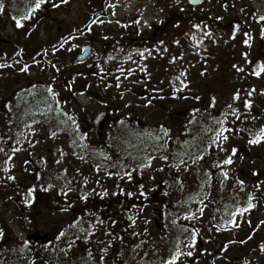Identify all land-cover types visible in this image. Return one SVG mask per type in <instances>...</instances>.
<instances>
[{"label": "rangeland", "instance_id": "1", "mask_svg": "<svg viewBox=\"0 0 264 264\" xmlns=\"http://www.w3.org/2000/svg\"><path fill=\"white\" fill-rule=\"evenodd\" d=\"M0 2L4 5L0 10V59L13 61L0 69V149H4L0 154V181L7 150L13 151L11 164L17 173L15 182L19 181L8 190L10 194L0 187V261L6 260L3 254L14 246L15 257L4 264H70L77 260L78 264H103L109 222L102 213L89 222V231L85 230L86 244L95 249L92 253H82L83 244L77 247L80 240L72 239L83 233L77 231L84 226L77 207L82 210L86 206L80 189L99 193L101 198L93 199L92 205L105 207L118 191L133 183L139 185L138 190L148 189L144 200H154L159 184L174 180L184 185L194 204L177 212L186 216L184 223L190 226L193 218H188L189 213L198 217L200 206L208 204L206 221L202 217L201 224L193 222L197 228H203L205 222L201 232L205 248L202 256L192 255L189 262L264 264V200L248 208L256 186L264 183V140L248 143L264 126V73L259 77L251 74L257 64H264V23L256 20L264 16V0H206L196 9L186 0H47L30 19L22 21V27H16L13 18L27 14L35 0ZM87 45L93 46L94 54L80 64L77 58ZM120 50L142 52L143 56L135 57L132 69L123 66V73L129 75L116 80L104 71L110 70L111 59L101 57L117 56ZM40 55L43 59L35 61ZM25 65L28 71H21ZM49 87L55 97L47 91ZM237 93L239 99H234ZM41 95L49 105L39 107L38 113L58 110L63 117L64 113L71 116L75 124L69 120L72 127L51 131L35 120L27 121L29 101ZM245 101H251L250 109L244 107ZM102 112H108L110 120L103 131L97 132L93 122ZM213 118L223 120L224 127L232 130L225 133L227 141L219 142L224 151L208 147L214 137L209 129L219 127ZM52 125L56 126L54 122ZM162 125L171 139L166 148H159L164 141L151 137L152 149L147 156L155 159L150 167L140 168L142 177L129 180L124 175L106 174L110 173L109 166L116 164L115 158L117 163L123 161L118 154L126 151L130 144L127 137L133 129L139 127L146 134L163 136ZM183 125L193 136L180 138ZM201 153L204 159L193 163V157ZM163 155L169 157L167 161L161 159ZM230 155L232 163L223 164ZM148 157L141 163L148 164ZM181 158L187 162V170L183 165L175 167ZM125 161H129L126 154ZM55 193L59 199L45 206V197ZM78 194L81 199L75 197ZM26 198L31 203H25ZM216 200L224 206L232 205L229 222L218 224ZM48 207L54 211H48ZM252 220L261 226L263 237L244 244V233ZM74 223L76 226L70 227ZM57 224L64 235L57 239L60 233H50L52 243L47 248L38 245L40 255L32 252L26 234L34 230L49 232ZM174 224V232L165 226L155 230L154 238L166 240L173 232V238L180 240L184 235L176 233L177 222ZM240 240H244L242 244ZM178 242L173 241L171 248L162 246L160 263L170 259ZM179 245L185 253L183 244ZM149 256L148 261L143 256L144 261L152 264ZM185 256L177 264L184 262Z\"/></svg>", "mask_w": 264, "mask_h": 264}, {"label": "flooded vegetation", "instance_id": "2", "mask_svg": "<svg viewBox=\"0 0 264 264\" xmlns=\"http://www.w3.org/2000/svg\"><path fill=\"white\" fill-rule=\"evenodd\" d=\"M206 2V0H205ZM205 4V3H204ZM202 7V6H200ZM200 7H192L193 9L200 8ZM158 30V29H156ZM264 48V41L261 42ZM264 50V49H262ZM256 63V61H255ZM126 182V180H124ZM143 185V184H142ZM139 185L132 184L126 189H121L123 190L121 192L118 191L115 196L110 198V201L105 203V207L97 206L94 205L91 207V205H88L87 207L83 208L80 210L78 207L77 213H81L82 217H79L82 221L81 223L84 226L78 227L77 230L80 232L83 230V235L84 237L81 238L79 242L76 243L77 247L81 244L83 246L80 248L82 253H92L93 250L92 247L88 246L86 243V233L85 230L89 231L88 228V220H92L97 216H101L100 213L103 214L105 217L106 221H108V225L106 226V233H107V240L105 241V246L103 247L104 249H107L105 251V257L103 258V264H150L148 262L144 261V255H150L154 256L157 255L161 252V248L167 247L170 244V241L172 240L173 242V234L174 229H175V224L173 221L177 222V231L176 233L184 235L180 240L179 244H183L185 248V253L188 251L192 252V255L196 256H202V253L205 248V244L202 238L201 232H203L204 227H205V222L203 223V228L199 225L197 228L194 221H200L203 222V218H205L206 221V216L205 210L207 209V205H203V213L198 216L193 218L192 224L190 226L188 223H184V218L186 216H181L179 212L180 208L175 209L176 206L174 204H181L182 207L186 206H192L194 207L193 202H190L187 204L184 200L181 199H157V196H165V195H170L174 197L176 194L175 192H171L172 189H177V188H184V185L179 184L178 182H171L167 184L160 183L159 184V189L156 194L153 195L156 196L154 200H144L143 196L148 192L147 188H143L138 190ZM264 187V185H263ZM170 189V192H167L166 190ZM258 190H263L260 187ZM131 192L132 195L129 196L128 193ZM179 194V193H177ZM219 196V195H217ZM260 196L264 198V193H258L257 195L254 194V197ZM46 201V205L50 203L49 199H44ZM170 203L174 207L169 208V207H157L155 205L157 204H164V203ZM183 203V204H182ZM42 206V205H41ZM44 206V207H45ZM51 206V205H49ZM220 204H218V200H216V206H215V216L217 215L220 209ZM201 208V206H200ZM48 211H54L50 207L47 208ZM150 212L151 214H145L144 212ZM177 211V212H176ZM167 212H170L167 214ZM177 214H176V213ZM80 216V215H78ZM129 217H132L130 220ZM105 221V222H106ZM115 221V223H113ZM253 223V227H256V222L255 220L250 221ZM166 228L172 229V236L166 237V240H163L160 238V241L156 240L154 238L155 230L160 229V228ZM60 225L57 224L53 229H49L50 231L48 232L47 230L37 232L36 230L31 231L26 234V239L28 241L29 247H31L32 252H36L38 255L41 254L40 251H37L38 248L37 246L40 245V247H46L52 243L53 239L50 233H53L55 236L60 233ZM187 229V230H185ZM138 233L139 235H133V233ZM186 233H190L186 235ZM193 234L198 235L197 237L193 238ZM41 235L44 240L43 243L41 244L40 241L37 240V236ZM34 242V243H32ZM85 242V243H84ZM171 242V243H172ZM178 244V245H179ZM58 246V244H56ZM180 247V245H179ZM35 253V254H36ZM129 255L131 257L127 258ZM191 255V256H192ZM93 256H89L87 260H90V258ZM191 256H185L184 262L180 260L178 264H197V262L190 261ZM152 264H163L160 262H154L152 259H150ZM75 262H80V260H77Z\"/></svg>", "mask_w": 264, "mask_h": 264}, {"label": "trees", "instance_id": "3", "mask_svg": "<svg viewBox=\"0 0 264 264\" xmlns=\"http://www.w3.org/2000/svg\"><path fill=\"white\" fill-rule=\"evenodd\" d=\"M141 53L137 52V51H134L133 54L132 53L128 54V53H126V51L124 53H122V51L120 50L119 53L117 54V56H114V54H113V55H109L108 57H105V56L101 57L102 59L110 58L111 61L116 65L115 66L111 62V64L109 65L110 66V70H108V68H107L106 70H104L105 73H107L110 77H112L113 79H116V80H118V79L121 80V79H123L125 77H128L129 74H124L119 69H121V68L123 69L124 68L123 66H125L128 69H132L133 66H134L133 64L135 63V57L140 55ZM142 56L143 55H141V57ZM39 59H43L41 55L38 56V58L36 57L35 61H38ZM13 60H16V59H13ZM11 62H13V61L12 60L9 61V60L0 59V65H10ZM129 65H132V66L129 67ZM112 67H114L115 69L112 68ZM0 69H2V67H0ZM131 75L134 77L136 75V73H134V71H132ZM166 96L167 95H164L163 97H166ZM43 97H45V96L44 95L36 96V97L33 98V100L29 101V103L27 105V112H28V115H29L30 118L27 121L30 122V121H34L35 120L36 122H39L40 124H44L45 126L49 127V129H51V131L53 129H57V128H64V130H66V129L72 127L71 121H69L68 116L64 114V117H65L64 118L62 116V114L59 113L58 110H55V111L51 110V112L49 111V112L38 113V108L39 107H43V106L49 105V104L46 103V102H48L47 99H44ZM172 97H174V96H172ZM175 99H176V101H178V98H175ZM13 101H16V99L13 100ZM17 104H19V103L17 102L14 105H17ZM163 104H165V101H163ZM168 106H169V103H168V105L166 107H168ZM166 107H164V108H166ZM222 116L224 117L225 115H222ZM67 119H68V121H67ZM52 122H54V124H56L55 127H53ZM125 126H128V128H133V126H130V125H126L125 124ZM162 126H164V125H162ZM187 127H188L187 125H183L181 127L182 128V130H181L182 132L181 131L179 132L180 138L187 139V138H190L191 136H193L190 128H187ZM151 137H155L154 134H146L139 127H137L136 130L133 129L131 131L130 135H128V137H127V140L129 141L130 144L127 146L126 151H124L122 153V155L118 154L119 155L118 159H123V161L120 160L119 161L120 163H117V158H115L116 164H114V166H109V168H108L110 173L115 174V175H116V173H119V175H117V176L122 177L123 176V172L121 171V169H127V170H132L131 171L132 172V176H134L136 179L137 178L139 179V177H142L144 175V173L142 171H140V168L138 166L140 164H142L141 161L146 159L148 157L147 154L149 152H151L152 148L149 147V144L152 142V140H151L152 138ZM196 137H198V136H196ZM3 150L0 151V154L2 153V155H3V152H4ZM7 151H9V152H6V153H8V156L6 157L7 158V164H5V167L2 170L4 174H2L3 178H1V179H3V180L0 181V187L3 188V190H5V191H7L9 193L8 190L12 189L11 187H16L14 185L19 183V181L15 182L16 181L15 179L17 177V173H15L13 171L12 164H11V162H12L11 155L14 156L13 151H11V152H10V150H7ZM125 154H126L127 160H129L127 162L125 161ZM9 157H11V158H9ZM135 168H136V170H135ZM137 169H139L138 170V174L135 173V172H137ZM9 177H12V178L10 179ZM53 177H55L54 179L57 178V180L60 179L57 176H53ZM54 179H53V181H55ZM172 181L176 182L174 180H172ZM168 183H171V180H169ZM69 184H72V183L69 182ZM69 187H71V186H69ZM215 188H214V190H215ZM80 190H81L80 193L84 197H87L86 199H82V200L86 201V206H84V207H87L88 205H91V207H93L94 205H92V204H94V200L95 201H99V199L101 198L100 194L97 193L96 191H94L93 189H84L83 188V189H80ZM184 190H185L184 188H180L179 187L177 189H172L171 190V192H175L176 193L174 195V197H172L170 195H165V196H157L156 198L157 199H165V200L166 199L172 200V199L176 198V199L184 200L185 202H187V204H189L190 201H192L191 197H189V194H187ZM166 191L170 192V189H168ZM177 193H179V194H177ZM75 197H77L78 199H81L79 197V194L76 195ZM42 199H44V198H42ZM45 199H49L50 202L52 200L56 201V200L59 199V196H58V193H55V195L54 194L53 195H47V197H45ZM155 206H157V207H169V208H172V207L176 206L175 209H178V208L182 207L181 204H179V203L178 204H174V206H173L169 202L168 203H164V204H157ZM218 210H219V213H218L219 223L218 224H221L222 222H226L227 223V222H229V220L232 219L231 218L232 217V205H228V206L225 205L224 206V204H223V205L220 206V209L218 208ZM168 213H170V212H167V214ZM220 220H221V222H220ZM90 221L91 220H88V222H90ZM250 230H251V228L247 229V231H245V233H244V235H245V239L244 240H246V241L243 240L244 244L245 243H251V244L252 243H256L257 241H255V240H256L257 237H263V236L259 235L258 232H254L255 233L254 235H248ZM80 237L83 238L84 236H82V234H81ZM243 241L240 240L239 242L242 244ZM13 247L11 248V250L9 252L3 254V256L6 257L7 261L10 258H14L15 257V252L13 253V251H12ZM129 257H131V255H129L127 258H129ZM2 258L3 257L0 255V259H2ZM6 260H4V261H6ZM4 261H0V264H4L5 263ZM64 264H66V263H64ZM70 264H77V263L76 262L75 263L70 262Z\"/></svg>", "mask_w": 264, "mask_h": 264}, {"label": "snow or ice", "instance_id": "4", "mask_svg": "<svg viewBox=\"0 0 264 264\" xmlns=\"http://www.w3.org/2000/svg\"><path fill=\"white\" fill-rule=\"evenodd\" d=\"M67 2H68V0H61V3H67ZM190 2H196V0H190ZM46 3H47V0H35V3L29 7L27 14L21 16L19 19L13 18V19H15L16 27H22V26H23L22 21H25V20L30 19L31 16H32L37 10L41 9L42 5H44V4H46ZM52 6H53V7H57L58 5L53 4ZM3 7H4L3 3L0 2V10H2ZM259 19H260V20H264V16L259 17ZM197 27H198V26H197ZM262 34H264V32H262ZM205 35H210V34L206 33ZM245 35H247V33H246ZM177 43H178V42H177ZM244 43H245V44H248V40H245ZM140 55H143V54L141 53ZM245 55H247V54H245ZM3 66H4V65H0V67H3ZM20 70H21V71H25V72L28 71V67H27V65H25L24 67H22ZM119 70H120L121 72L124 71V69H122V68L119 69ZM129 71H131V70H129ZM237 71H243V69H242V68H238ZM261 73H264V64H257V65L254 67V69H253V71H252L251 74L254 75V76L259 77V76L261 75ZM180 75L182 76V75H184V73H181ZM179 79H180V77L178 76V77H177V80H179ZM181 84L183 85L184 82L181 81ZM47 91H48L53 97H55V96L57 95L55 92H53V90H52L51 87H49V88L47 89ZM248 95H249V96L252 95V92H249ZM197 99H199V98L197 97ZM234 99H239V94H238V93L234 96ZM57 103H58V102H57ZM149 103H151V101H149ZM213 106H214V104H213ZM228 107L231 108V105H229ZM244 107L247 108V109H250V107H251V101H245ZM49 110H51V106H49ZM195 111H198V109L195 110ZM64 114H65V115H68L67 113H64ZM233 114H235V110L233 111ZM236 118L239 119V116H237ZM68 119L71 120V121L73 122V124H75V121L73 120V118H72L71 116H68ZM253 119H255V118L253 117ZM213 122H214L216 125H218L219 127L216 128L215 130H211V129H209L210 131H214V137L210 138V143L208 144V147L211 148V147L215 146V147L219 148L220 151H224V149L222 148V146H221V144H220L219 142H221V141H227V140H228V136L225 135V133H227V132H231L232 130L229 129V128L224 127V121H223V120H219V119L213 118ZM121 123H123V121H121ZM33 131H34V129H33ZM161 132L163 133V136H161V135H157V136H155V139H156V140H163V141H164V143L161 144V145L159 146V148H166V146H167V141L171 139V137H170V135H169V130L166 129V128H164L163 126H161ZM52 135L55 136L56 133H52ZM165 138H167V139H165ZM80 139H85V137H84V136H81ZM261 140H264V126H262V127H261V128L255 133V134H253V138L250 139V140L248 141V143H249V144H257V143H260ZM159 148L157 149V151L159 150ZM2 150H3V149H0V151H2ZM235 152H236V149L233 148V149H232V154H235ZM101 155H102V154H101ZM129 155H130V154H129ZM9 158H10V157H9ZM168 158H169V157H168L167 155H163V156H161V159H163V160H165V161H167ZM80 159L83 160V157H80ZM105 159L107 160L108 157H105ZM152 159H155V157H153V156H149V157H148L149 163H148V164H143V163H142V164H140L138 167H139V168L150 167V161H151ZM203 159H204V155L201 153L200 155L193 157V163H196L197 161H199V160H203ZM222 163H223V164H231V163H232L231 155L228 156L226 159H224V160L222 161ZM180 165H183V166H184V170H187V168H188L187 162H186L184 159H182V158L180 159V163H179V165H175V167H177V168L179 169ZM216 167H219V165H216ZM96 169H97V171H99V169H100V165H97V166H96ZM161 170H162V169H161ZM106 174H107V175H112V173H106ZM254 174H255V173H254ZM116 175H119V173H116ZM123 175L126 176L129 180H131V178H132V172H131V171H125V172L123 173ZM223 175H224V178H225V179L228 178L227 172H224ZM9 178L11 179L12 177H9ZM239 183L242 185V184H243V181H239ZM141 187H142V186H141ZM31 191H32V190H29V196L31 195ZM122 191H123V190H121V192H122ZM128 195L131 196L132 193L129 192ZM82 198H83V199H86L87 197H82ZM25 203H31V200L26 198ZM201 203H203V201H201ZM252 207H254V205L251 203V198H250V199H249L248 208H252ZM198 211L202 214V213H203V208L198 209ZM244 211H247V209H244ZM188 218H195V214H194V213H189V217H188ZM129 219L131 220L132 217H129ZM100 223L102 224L103 221H100ZM113 223H115V221H113ZM173 223H175V221H173ZM75 226H76L75 223H74L73 225H70V227H75ZM83 230H84V229H82V231H83ZM185 230H187V229H185ZM63 235H64V232H61V233L59 234V236L57 237V239H59V238H60L61 236H63ZM133 235H139V234L134 232ZM0 236H2V232H0ZM193 238H195L194 234H193ZM69 247H71V245H69ZM103 251H107V249H104ZM183 255L191 256V255H192V252H191V251H188L187 253H184V252H182V250L180 249L179 245H177L174 254L170 257V259L163 261V264H177V261H178V260L180 259V257L183 256ZM101 259H103V257H101Z\"/></svg>", "mask_w": 264, "mask_h": 264}, {"label": "water", "instance_id": "5", "mask_svg": "<svg viewBox=\"0 0 264 264\" xmlns=\"http://www.w3.org/2000/svg\"><path fill=\"white\" fill-rule=\"evenodd\" d=\"M191 5H194V6H198V5H201L204 0H196V2H190V0H187ZM259 21L262 23L264 22V20H260ZM91 53H92V48L91 46H86V47H83V50H82V54L80 55V57L77 58V62L78 63H83L84 61H86L90 56H91ZM93 67V65H90V68ZM109 113L108 112H102L100 114L97 115V117L94 119V122H93V126H94V129L97 131V132H101L103 131V129L105 128L108 120H109ZM36 238H39V236H37ZM43 239H40L39 241L42 243Z\"/></svg>", "mask_w": 264, "mask_h": 264}]
</instances>
